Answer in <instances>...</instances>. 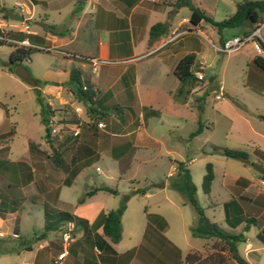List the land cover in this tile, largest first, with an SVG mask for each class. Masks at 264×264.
I'll return each mask as SVG.
<instances>
[{
  "label": "crops",
  "instance_id": "crops-1",
  "mask_svg": "<svg viewBox=\"0 0 264 264\" xmlns=\"http://www.w3.org/2000/svg\"><path fill=\"white\" fill-rule=\"evenodd\" d=\"M191 1L204 9L200 0ZM167 2L168 0H12L11 6L5 0H0V35L6 38L0 41V45L14 44V48L24 46L32 49L44 47L53 54L54 61L42 70L38 78L41 85H38L41 87L40 92L48 98V104L59 109L65 108L66 111L61 110V114H67L64 121L67 129L57 136H50V143L44 140L47 145L35 142L37 146L33 148L30 143L34 141H29L27 151L23 152L24 158L11 161L7 155L13 139L10 135L6 137L7 111L0 102V248L5 253L1 260H7L9 254L15 252L19 255V260L15 259L11 264H45L46 260L51 264L53 255L59 251L60 246L50 230L36 236L39 241L34 246L28 242L33 240L32 237H21L20 227L23 216L32 211L41 212L43 217H49L50 211H58L68 212L88 221L87 227L83 228L67 219L74 223L76 233L63 264H184L182 246L177 240L167 236L169 226L166 216L162 212H152L141 206L144 199L159 197L166 204L167 211L181 220L182 211L173 197L176 190L165 179L175 174L177 161L174 160L175 166H172L171 171L163 174L164 179L153 180L148 175L150 182L143 188L133 183L135 180L131 170L137 150L149 145L160 148L165 144L158 134L140 133L143 129L141 123L146 122V118L155 117L164 121L167 138H170V133L179 129L182 105L186 104V100L182 102L175 98L179 81L173 70L180 57L185 54L193 53L199 67L202 71L204 69L205 77L214 78V85L218 86L219 92L212 93L207 98L216 121L223 120L226 124V142L217 146L239 149L245 147L251 151L257 148L264 152V120L257 116L264 115V70L253 63L255 57L264 61V53L258 54L250 43L252 51L245 55L241 64H234L240 71V74H236V83L228 86L224 79L227 62L218 67L215 74L210 72L208 75L205 69L210 68L211 63L206 61L204 49H189L185 41L190 38L189 35L184 38L179 35L175 39L171 35H176L186 25V33L195 31L203 34L216 50L217 43L246 33L247 28L222 30L217 37L214 34L215 27H208L205 21L196 26L190 25L191 13L188 18L183 17L174 22L170 18V9L175 7L169 6ZM176 9L173 15L181 12V7ZM14 19H19L20 23H13ZM31 21H34V27ZM158 23L166 28H160L155 36L150 37L151 27ZM25 25L28 26L27 29ZM262 25L260 32L264 42ZM13 50L10 49L9 57ZM30 57L31 55L28 60L31 65ZM0 63H4L1 57ZM74 68L80 70L81 79L87 81L95 92V107L103 109L118 105L121 109V116L105 122L107 128L100 134L88 129L85 123L82 124L75 117V109L83 105L75 99L67 85L70 71ZM6 70L15 75L8 68ZM28 71L29 78L33 67L30 66ZM218 94L222 95L219 99L216 98ZM238 103L244 107L240 108ZM76 129L79 130L78 134H74ZM46 147H53L60 153L69 171L45 158ZM165 152L169 153L170 150ZM102 154L118 162L117 167L106 171L105 180L93 182L92 185L86 184L82 195L100 186L116 189L118 193L115 196L118 197L130 193L121 221L134 209L138 223L128 232V238L122 244L121 238L112 242L104 236L102 227L94 222L100 214L117 207L119 200L106 203L104 197L97 198L99 192H110L97 190L86 196L82 203H78L83 205L81 209L78 204H72L73 210H67V203L60 197L61 187L71 185L78 177H85L83 171L86 165ZM203 154L211 155L207 148L203 150ZM252 161H256L264 169V164L254 156ZM190 162L192 159L184 162L188 168ZM213 170L215 179L216 172L214 168ZM262 174L256 171V175L252 174L250 179L236 172L224 171L216 195L213 185L207 193L209 200L205 209H209L210 213L205 211V214L226 231L237 232L242 230L246 221H254L244 231L243 254L238 248L240 256L248 264H258L260 260L256 259L264 258V193L259 182L264 179ZM162 180V186H152ZM117 181L128 182L130 185L120 189L114 184ZM192 181L198 198V188L193 177ZM261 195L263 197H259ZM229 201L233 203L225 207ZM134 202H137V207L132 205ZM91 204L96 206L85 207ZM238 219L240 222L235 224ZM251 226L256 229L253 236L249 237L247 233ZM121 228L123 233V227ZM183 236L187 252L199 251L185 238L184 233ZM13 240L18 244H12ZM103 240L111 248L105 246ZM33 251L32 257H28V253Z\"/></svg>",
  "mask_w": 264,
  "mask_h": 264
},
{
  "label": "rangeland",
  "instance_id": "rangeland-1",
  "mask_svg": "<svg viewBox=\"0 0 264 264\" xmlns=\"http://www.w3.org/2000/svg\"><path fill=\"white\" fill-rule=\"evenodd\" d=\"M202 5L204 6L202 9L204 13L210 16L214 21H221L230 14L235 11L236 4L242 0H200ZM5 2L11 5L12 0H5ZM12 6V5H11ZM176 9V8H175ZM175 9H170V18L175 21L180 20L181 18H188L191 13L188 7H181V12L175 15ZM177 10V9H176ZM13 23L19 24V19H14ZM32 27H34V21L30 22ZM208 27H211V24L208 22H204ZM263 24V25H262ZM191 25V24H190ZM257 25H262V33L264 34V14L258 21ZM186 25H183L179 31L185 30ZM229 28H225L223 30H227ZM249 29L247 28L246 31ZM182 32V38L185 35H189L190 38H186V43L189 46V49L194 50H202L204 49V53L206 54V61L211 63L210 68L205 69V72L216 73L218 67L223 66L225 62H227V70L224 75L225 84L228 86L231 83H236V74H240V71L236 69L235 63H242L245 59V55L252 51L250 42L246 43L245 46L241 47L239 50L233 53H223L213 49V46L207 40V38L198 32L192 31L191 33ZM186 33V34H185ZM214 34L219 37V33L216 29L214 30ZM173 39L177 38L174 33L171 35ZM217 41V40H216ZM217 45H221V43H217ZM14 44H4L0 45V57L4 63H0V102L5 106L7 111V122H6V130L9 135L12 136L13 143L7 158L11 161L21 160L23 159V152L27 151L29 141L40 142L46 144L44 141V135L46 132V125L41 120V109L42 105L45 106L49 100L48 98L40 93L38 95V91L40 88L38 83H35L33 79L40 78L39 76L48 65H50L53 61V54L47 52V50L43 47V49H34L31 52L32 63L30 65V61L28 59H22L20 61V65H23L27 69L30 66L33 67V71L31 72V80H22L15 75H11L7 72V65L14 67V64L11 63L9 52L10 49H14ZM184 48L182 47V52ZM36 52L34 55L33 53ZM183 54V53H182ZM221 70V69H220ZM204 71V69H203ZM37 77V78H36ZM238 79V76H237ZM214 78L205 77L204 81H202L198 86H196L191 93L188 95L186 99V104L182 105V122L179 123V129L177 132L170 133V138H167L164 128L166 127L164 121H159L155 117H151L149 119L146 118V122L141 123L142 128L140 133L145 134L149 133L151 135L158 134L164 139V146L161 145L160 148H155L154 146H145V148L139 149L136 152L135 160L132 166V174H134V184H139L140 187H144L150 181L147 177L148 175L153 180H158V178H163V174L168 173L172 170V166H175V161H183L190 162L189 169L191 176L193 177L194 182L197 184L198 188V202L201 207H203L204 212L210 213L209 209H205L207 206L208 198L207 193L202 190L201 183L202 178L198 179L200 174L205 173L206 164L210 162L212 164V168L215 169L216 178L212 180L211 185H213L214 195H216V189L219 186V182L221 179V175L224 171L228 172H236L237 174L252 179V174L256 175V171L250 164H243L240 159L230 158L223 156L217 153H210L211 155L203 154V150L205 148L211 149L214 145H220L221 142L223 144L225 141V132H226V124L222 120L216 121V116L213 110H211L208 97L212 93L219 92L218 86L214 85ZM41 85V84H40ZM223 94V93H221ZM220 94V95H221ZM203 96L202 100L196 101V97ZM222 96V95H221ZM224 96V95H223ZM40 98V102L37 100ZM184 102V101H182ZM248 102V101H247ZM202 104L203 110L200 113L197 107L198 104ZM105 104V103H104ZM250 104V103H249ZM110 104H108L109 106ZM240 108H243L244 105L238 103ZM111 106V105H110ZM251 107V105L249 106ZM257 107V105H256ZM52 110L54 111V119H55V127L57 129V134H60L62 130L67 129L64 121H66L65 113L61 114V110L66 111L65 108L59 109L55 105H51ZM105 113L103 117V121H101L104 126H97L96 129H91L94 133L100 134L103 132L102 130L106 129L105 122H109L111 118L117 119L118 114L115 111L114 107H108L101 109ZM205 110V111H204ZM1 111V109H0ZM121 111H118V113ZM75 117L77 121L82 124L86 123L87 115L84 112V108L80 107L79 111H74ZM79 113V114H78ZM258 116V115H257ZM264 116V115H263ZM85 119V120H83ZM202 121V130L196 134L195 136L190 137V133L195 131L198 127V120ZM261 119V118H260ZM166 121V119H163ZM263 120V119H262ZM12 131V133H9ZM116 132V131H113ZM218 142H220L218 144ZM47 145V144H46ZM45 145V146H46ZM46 152H44V156L48 161H52L49 158L48 152L50 151L47 147L45 148ZM249 153V161L253 159V153L250 149L241 148ZM165 150H170L169 153L165 152ZM50 153V152H49ZM53 163V162H51ZM118 162H115L113 159H110L106 155H99L94 159L90 160L84 169L85 177L81 176L74 179L73 183L69 186H62L60 191V197L65 201L67 210H73L72 204L77 205L78 199L82 195L86 184L93 182H100L101 180H105L104 176L106 175V171L109 169L114 170L117 166ZM137 170V171H136ZM135 171V172H134ZM214 173V170H213ZM69 175V174H67ZM204 175V174H203ZM168 182H170V177L165 178ZM201 179V181H200ZM108 181V180H107ZM164 180L158 181L154 183L152 186L160 187L162 186ZM109 182V181H108ZM111 182V181H110ZM114 184L118 185L121 188H128L130 183L117 181ZM138 186V185H137ZM153 188V187H151ZM103 191V190H102ZM117 195V194H116ZM106 200V203L112 201H118V205L120 203L121 196H115L113 193L107 192H99L97 198H103ZM173 197L177 201L178 207L182 211L181 220L177 215H173L167 211L166 204L157 198L144 199L142 203V207L148 208L149 211L152 212H162L167 218V224L169 226L167 236L171 239L177 240L182 246V254L185 256L187 246L184 241L183 233L185 234V238L190 241L199 251H205L206 247H210L214 239L209 238H199L193 237L190 231V227L192 223L195 221V213L192 207L184 202L182 195L179 192H174ZM117 205V206H118ZM127 205V203H126ZM133 206H138L137 202L132 204ZM79 209H81L83 205L78 204ZM96 205L91 204L85 207H95ZM82 211V210H81ZM58 211H50L49 217H43L41 212L32 211L29 215L23 216L21 220V237L33 238L28 242L32 243L34 246L38 243V237L41 232L48 231L54 235V238L58 241L59 251L53 255L51 260V264H53V260L55 256L61 251V233L67 226V219L58 216L56 213ZM134 209L130 214L124 216L121 221V227H123V233H121V244L126 241L128 238V232L137 226L138 219L135 217ZM157 220H154V222ZM165 222V221H164ZM157 223V222H155ZM166 223V222H165ZM255 227L251 226L250 231L247 233L249 237L253 236ZM122 230V228H121ZM241 231V229L239 230ZM238 232V231H237ZM76 231H73V235ZM14 240L13 243L14 244ZM15 244H18L17 242ZM71 248V247H70ZM238 248L243 254V242L238 243ZM197 251V250H194ZM12 252V251H10ZM5 253L0 248V263L2 264H11L13 260H19V255L15 252L7 257V260H1V257ZM33 253H28V257H32ZM258 255H256L257 257ZM28 259V258H27ZM184 259V257H183ZM256 260H260L258 264H264V258L258 257ZM8 263H6V262ZM29 261V260H28ZM45 264H49V260H46Z\"/></svg>",
  "mask_w": 264,
  "mask_h": 264
},
{
  "label": "trees",
  "instance_id": "trees-1",
  "mask_svg": "<svg viewBox=\"0 0 264 264\" xmlns=\"http://www.w3.org/2000/svg\"><path fill=\"white\" fill-rule=\"evenodd\" d=\"M167 4L169 6L179 8V7H188L191 14L189 16V23L193 26L198 25L201 21H206L210 23L215 29L221 33V31L225 28H248L249 32L255 26H257L258 21L264 14V0H242L236 4L235 11L224 18L221 21H214L210 16L206 15L204 11L198 6L194 5L191 0H168ZM160 28H166L162 23L155 24L150 29V37H153L157 34ZM246 32V33H247ZM222 40V39H221ZM222 41L221 43H223ZM34 49L26 48L24 46H16L14 50L10 54V61L13 64H19L20 61L24 58H29L31 52ZM253 63L260 69L264 70V61L260 57H255ZM7 68L13 72L12 66L7 65ZM199 68V64L195 60V55L193 53H188L180 57L178 60L173 73L177 77L179 81V86L175 93V98L178 100L185 101L191 91L198 86L203 80L197 79L193 72ZM79 69H72L70 71V76L67 82L72 94L75 99L80 102L84 111L87 115V121L84 125L88 127V129H96L97 123L100 122L105 113L101 108L95 107V92L92 90L90 84L87 81L81 79ZM31 80V77L27 78V80ZM211 79V77H210ZM35 83H40L38 79H33ZM38 95L41 93L39 90ZM203 96L196 97V101L202 100ZM37 100L42 105L40 98ZM199 112L201 113L203 110L202 104L197 105ZM116 114L121 116L120 107L118 105H114ZM41 120L46 125V132L44 135V140L50 143V130L47 126V122L51 116L54 115V111L52 110L50 104L42 105L41 109ZM259 118L264 120L263 115H258ZM202 121L198 120V127L195 131L190 134V137L195 136L202 130ZM31 147H36L37 144L35 142L30 143ZM48 152L49 158L52 162L58 167L64 169L65 171H69V167L65 165L63 160L61 159L60 153L55 150L53 147L49 149ZM46 152V150H44ZM209 153H217L226 157L240 159L244 163L253 164V161H249V153L243 149L239 148H229L225 146H217L213 145L209 150ZM253 156L258 162L264 164V152L259 149L252 150ZM176 172L174 175L170 176L169 186L179 192L184 202L189 204L195 213V221L192 223L190 227L191 234L194 237L209 239L213 238L214 242L210 247H206L205 251H189L185 254L183 263L184 264H248L247 261L240 256L238 252V243L243 242L245 240L244 231L247 230L248 224L254 221H246V225L242 228L241 231L232 232L226 231L221 228L216 222L211 221L208 216L205 214L203 207L200 206L198 202V198L196 195V187L192 181V177L190 174L189 168L183 161L176 162ZM264 178V173L261 175ZM214 178L212 164L208 162L206 164V171L202 178L201 187L205 193H209L211 188V182ZM97 190H105L113 194H117L118 191L116 189H112L107 186L95 187L94 189L86 192L83 196L80 197L78 203H82L86 196L94 193ZM130 197V193L123 194L120 199L119 205L112 210H109L107 213H102L98 217L96 224H99L102 227L103 235L109 238L112 242H116L121 237V216L126 208V203ZM259 197H263L262 195ZM258 197V199H259ZM233 201H229L225 207L232 204ZM57 215L66 218L69 220H73L76 225H81L83 228H86L88 225V221L80 218L74 217L72 214L68 212H57ZM240 222L238 219L235 224ZM97 244L99 242L96 241ZM105 246L110 247L109 243L103 240ZM111 248V247H110Z\"/></svg>",
  "mask_w": 264,
  "mask_h": 264
},
{
  "label": "built area",
  "instance_id": "built-area-1",
  "mask_svg": "<svg viewBox=\"0 0 264 264\" xmlns=\"http://www.w3.org/2000/svg\"><path fill=\"white\" fill-rule=\"evenodd\" d=\"M19 5L18 3H16ZM25 28L27 29L28 26L25 25ZM182 32H185L184 30L178 31L175 36L180 35ZM6 40L5 37L0 35V41ZM250 42L255 51L258 54L264 53V42L261 37L260 32V25L255 26L252 30H250L247 33H243L241 35H237L234 37H231L230 39L225 40L221 45L216 47V50L223 53H233L239 50L241 47H243L246 43ZM194 76L199 79L203 80L205 78V75L202 71V68L199 67L197 70L193 72ZM216 98H221V95H216ZM80 108H76V111H79ZM47 126L50 130V136H55L57 134V129L55 127V119L53 116L50 117V119L47 122ZM97 126L103 127L104 124L100 121L97 123ZM79 130H75L74 134H78ZM260 184L262 186V192L264 193V179H261ZM66 226V229H64L61 233V251L55 256L53 260V264H63L66 256L69 254V249L72 244V242L75 240V237L73 235V231L75 229L74 223L72 221H68Z\"/></svg>",
  "mask_w": 264,
  "mask_h": 264
},
{
  "label": "water",
  "instance_id": "water-1",
  "mask_svg": "<svg viewBox=\"0 0 264 264\" xmlns=\"http://www.w3.org/2000/svg\"><path fill=\"white\" fill-rule=\"evenodd\" d=\"M176 11L177 10L175 9V12ZM13 73L22 80H26L29 76L28 69L20 64H14ZM253 168L261 174L264 172L263 167L259 163H254Z\"/></svg>",
  "mask_w": 264,
  "mask_h": 264
}]
</instances>
